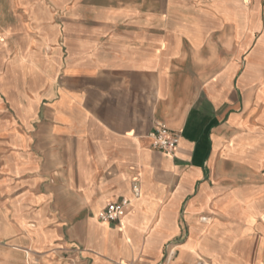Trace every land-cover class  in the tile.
<instances>
[{"label":"crops","instance_id":"0c3cea01","mask_svg":"<svg viewBox=\"0 0 264 264\" xmlns=\"http://www.w3.org/2000/svg\"><path fill=\"white\" fill-rule=\"evenodd\" d=\"M263 259L264 0H0V264Z\"/></svg>","mask_w":264,"mask_h":264},{"label":"built area","instance_id":"2783aa9c","mask_svg":"<svg viewBox=\"0 0 264 264\" xmlns=\"http://www.w3.org/2000/svg\"><path fill=\"white\" fill-rule=\"evenodd\" d=\"M152 140V146L162 150L168 154L174 155L180 145L182 135L167 125L157 122L154 129L149 134ZM140 174L138 173V177ZM132 189L135 197L141 194V185L138 178L133 181ZM129 198H122L118 202L108 204V206L101 212L100 219L107 222H118L127 212V207L130 204ZM173 248L168 251V254H173ZM260 264H264V259Z\"/></svg>","mask_w":264,"mask_h":264}]
</instances>
